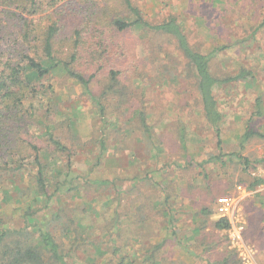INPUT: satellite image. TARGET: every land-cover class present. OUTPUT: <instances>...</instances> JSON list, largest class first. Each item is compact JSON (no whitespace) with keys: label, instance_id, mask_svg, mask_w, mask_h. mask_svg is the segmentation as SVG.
<instances>
[{"label":"rangeland","instance_id":"obj_1","mask_svg":"<svg viewBox=\"0 0 264 264\" xmlns=\"http://www.w3.org/2000/svg\"><path fill=\"white\" fill-rule=\"evenodd\" d=\"M132 2L150 23L177 17L189 44L202 53L225 47L211 59L213 75L244 71L247 79L214 88L223 115L218 141L203 118L195 77L164 37L150 38L137 29L117 34L129 57H117L113 68L126 92L108 102L113 114L105 122L78 83L63 73L50 76L57 102L76 122L73 133L63 116L53 121L69 153L58 164L68 166L67 179L77 188L52 205L54 213L61 212L55 237L67 248L80 246L73 264L109 263L116 248L139 264H147L145 256L154 250L160 264H220L226 258L228 264H264V205L248 189L247 174L264 168V27L257 30L264 0ZM98 82L90 85L94 94L101 92ZM136 110L147 115L149 138ZM29 130L39 137L42 128L33 121ZM246 133L252 135L243 142ZM241 158L250 162L247 172ZM9 168L0 172V220L19 228L37 192L35 169ZM14 187L21 189L19 200ZM224 197L233 202V216L230 227L218 231L212 223L220 218L216 201ZM204 207L213 212L209 219Z\"/></svg>","mask_w":264,"mask_h":264},{"label":"trees","instance_id":"obj_2","mask_svg":"<svg viewBox=\"0 0 264 264\" xmlns=\"http://www.w3.org/2000/svg\"><path fill=\"white\" fill-rule=\"evenodd\" d=\"M262 27L264 20L257 30ZM136 29L150 38H166L182 55L195 77L203 118L219 141L223 115L214 88L247 79L244 71L225 78L212 74L211 59L225 47L214 48L208 54L194 49L177 17L150 23L132 0H84L83 4L75 0H0V172L8 171L15 164L18 169L31 165L35 169L33 183L37 190L22 216V226L8 227L0 220V264H73L74 253L80 246L67 248L55 237V225L61 219V212L54 213L52 205H59V197L67 190L77 188L67 179L68 166L58 164L62 154L69 157V153L56 135L57 126L53 121L63 116L65 127L73 133L76 122L60 107L61 102H57L50 76L55 78L63 73L78 83L95 102L98 115L105 122L106 116L113 114L108 110V102L126 92L113 64H117V57L129 56L116 36ZM96 82L101 83L99 94L90 90V85ZM46 99L49 102L45 106L43 100ZM34 101L39 103L38 107H32ZM257 104H260L259 99ZM134 116L149 138L147 115L136 110ZM33 121L42 128L39 137L29 130ZM251 135L244 134L243 142ZM99 144L105 149L103 139ZM241 159L243 171L247 172L250 162L247 158ZM262 163L264 165V161ZM255 171L247 173L251 179L250 191H255L262 182L253 175ZM14 190L19 200L21 189L14 187ZM255 195L264 205V193ZM5 198L11 200L7 192ZM201 212L208 219L213 214L206 207ZM212 227L222 231L230 225L227 218H219L213 221ZM66 231L75 232L70 228ZM88 242L94 251L102 254L98 245L91 240ZM117 250L113 252V259L103 264H139L120 256ZM155 251L145 256L147 264H160ZM227 259L220 264H228ZM85 264L95 262L90 260Z\"/></svg>","mask_w":264,"mask_h":264},{"label":"built area","instance_id":"obj_3","mask_svg":"<svg viewBox=\"0 0 264 264\" xmlns=\"http://www.w3.org/2000/svg\"><path fill=\"white\" fill-rule=\"evenodd\" d=\"M257 178H261L262 182L259 184L257 189L253 193H264V168L258 169L253 173ZM217 214L220 218H227L231 220L233 216L234 205L230 198H219L216 205Z\"/></svg>","mask_w":264,"mask_h":264}]
</instances>
